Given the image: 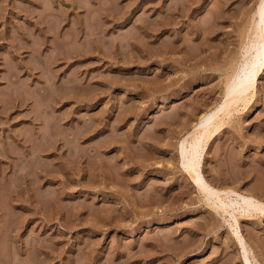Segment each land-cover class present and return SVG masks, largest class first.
I'll return each instance as SVG.
<instances>
[{"label":"rangeland","instance_id":"1","mask_svg":"<svg viewBox=\"0 0 264 264\" xmlns=\"http://www.w3.org/2000/svg\"><path fill=\"white\" fill-rule=\"evenodd\" d=\"M261 6L0 0V264H264Z\"/></svg>","mask_w":264,"mask_h":264},{"label":"bare ground","instance_id":"2","mask_svg":"<svg viewBox=\"0 0 264 264\" xmlns=\"http://www.w3.org/2000/svg\"><path fill=\"white\" fill-rule=\"evenodd\" d=\"M259 12H260L261 18L264 19V7L261 6V8L259 9ZM256 48H257V52L247 57L237 77H234L233 79H231V85L229 86V88L232 89L233 86H243V89L244 88L246 89L245 93L243 92L244 94H242L241 96L240 94L239 96L235 95V97L236 96L237 97L231 100L233 103L238 104L240 103V101L247 103L255 95V89H256L255 79H256L257 73L262 69L263 64H264V28L261 32V39L259 40V44L257 45ZM229 92L230 90L227 91V94H229ZM230 112L231 110L228 111V114ZM210 123L211 122H209L208 124ZM217 126H220V125H217ZM217 126H216V129H217ZM211 127L205 128L204 132L201 133L199 136H195L190 143L191 149H189V152H191V157L188 158L187 164L193 169H196L199 166L198 155H199V150H201L203 147V143L207 142L208 139L213 134V132L215 131V128H211ZM255 200L257 201L258 204L260 203V201H258L257 199ZM260 204H263V203L261 202Z\"/></svg>","mask_w":264,"mask_h":264},{"label":"snow or ice","instance_id":"3","mask_svg":"<svg viewBox=\"0 0 264 264\" xmlns=\"http://www.w3.org/2000/svg\"><path fill=\"white\" fill-rule=\"evenodd\" d=\"M262 3H264V0H261Z\"/></svg>","mask_w":264,"mask_h":264}]
</instances>
